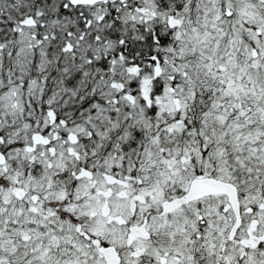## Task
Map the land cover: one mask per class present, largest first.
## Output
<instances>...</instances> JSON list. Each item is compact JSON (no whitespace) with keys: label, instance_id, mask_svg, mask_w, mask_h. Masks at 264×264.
Here are the masks:
<instances>
[{"label":"snow or ice","instance_id":"snow-or-ice-1","mask_svg":"<svg viewBox=\"0 0 264 264\" xmlns=\"http://www.w3.org/2000/svg\"><path fill=\"white\" fill-rule=\"evenodd\" d=\"M0 264H264V0H0Z\"/></svg>","mask_w":264,"mask_h":264}]
</instances>
